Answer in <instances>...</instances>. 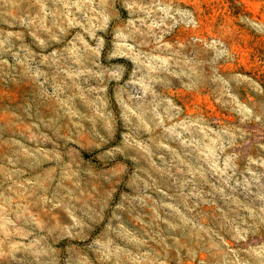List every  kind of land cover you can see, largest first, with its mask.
<instances>
[{
	"label": "rangeland",
	"instance_id": "1",
	"mask_svg": "<svg viewBox=\"0 0 264 264\" xmlns=\"http://www.w3.org/2000/svg\"><path fill=\"white\" fill-rule=\"evenodd\" d=\"M44 2L47 11L55 13L60 21L59 27H53V18L48 16L46 25L50 32L40 26L44 10L37 0H17L11 14L0 18V34H22L10 38L11 52L0 55V59L7 60L6 65H0V192L27 204L28 211L46 224L51 221L57 225L55 244L60 247L59 264H75L77 258L80 264L89 261L91 264H158L159 260L166 264H201L202 261L219 264V256L209 249L207 241L198 243L186 231H174L172 225L179 217L162 207V203L171 202L169 197H175L177 202L182 199L177 192L178 183L161 175L142 153L136 152L141 165L138 168L112 160L108 154L109 149L121 144V133H131L137 124L135 117H131L132 123L125 127L121 116L127 115L125 104H134L129 93L139 88L130 82L134 79L131 60L127 57L109 60V54L118 46L114 29L117 23L123 26L129 19H137L134 7L130 11L129 6H144L151 0H115L119 21L109 24L106 31L97 30L95 38L89 34V21L83 11L66 10L57 0ZM171 2L196 13L201 26L191 30L184 26L186 21H182L165 32L157 30L160 42L179 45L195 37L196 47L204 49V41L223 37L235 59L220 62V71L225 75L240 73L250 77L247 81H233L234 90L241 102L255 105L258 112L264 108V25H256L255 31H248L238 27L235 20L241 11L258 14L254 0H239V4L244 5L242 9L237 7V0ZM69 11L72 24L67 23ZM19 16H28L35 23L30 27H21L19 23L9 27L2 22L3 19L13 21ZM146 43L143 50L151 52L154 41ZM205 52L213 56L209 63L215 65L219 52ZM114 65H124L127 69L119 82L114 79L115 73L108 71ZM37 71L45 75L39 76ZM164 95L172 97L185 115H203L214 128L241 126L240 117L232 110L234 105L222 106L227 99L222 89L188 92L183 88H170L164 90ZM218 98L221 103H217ZM243 127L247 131L245 140H238L235 149H229V152L241 154L237 161L241 170L247 164L248 155L264 156V150L258 147L264 144V122L252 120ZM206 135L205 132L196 134L201 139ZM17 140L31 155L13 143ZM205 143L210 144L211 140ZM172 147V152H165V158L175 162L173 174L177 180L184 179L178 168L185 167L187 171L188 165L193 168L199 165L205 172L195 185L188 187L198 186L210 191L219 177L208 174L211 172L210 157L201 155L206 149L194 144L186 153L178 144ZM125 150L135 151L126 146ZM10 160L15 162L14 167ZM17 170L22 175L13 176L17 181L14 185L6 175ZM72 172L76 175L71 180L66 179ZM29 180L33 184H28ZM21 182L24 188L19 187ZM74 184L78 185L74 190L79 197L73 201L76 215L86 227L77 225L64 208L53 209L51 205L38 202L44 195L51 199L58 191L63 195L64 189L73 188ZM161 190L168 196H163ZM32 192L34 195L30 194ZM260 194H264V181L251 193L243 188L237 191L241 202L257 208L264 203L256 198ZM210 204L209 201L203 206L205 213H214L215 208ZM208 222L219 223V220L211 215ZM29 230L34 231L29 240L46 235L35 229V225ZM12 239L21 241L22 237L18 235ZM52 242L49 238V243ZM261 243H264V228L239 244L229 239V244L239 250V258L247 260L248 264H257V259L244 249L257 248ZM5 251L9 249L6 247ZM38 253L39 245L32 250L12 252L0 257V264H48L50 257ZM106 254L109 259L105 258Z\"/></svg>",
	"mask_w": 264,
	"mask_h": 264
},
{
	"label": "clouds",
	"instance_id": "2",
	"mask_svg": "<svg viewBox=\"0 0 264 264\" xmlns=\"http://www.w3.org/2000/svg\"><path fill=\"white\" fill-rule=\"evenodd\" d=\"M57 2L62 3L66 10L83 11L89 21V34L93 38L97 30L106 31L109 24L119 21L115 0H57ZM37 3L44 10V18L40 26L50 32L51 29L47 27L46 21L48 16H52L53 27H59V18L55 13L47 11L44 0H37ZM254 3L257 5L258 14L241 11L235 17L238 27L255 31L256 25H264V0H254ZM16 6L17 0H0V18L9 16ZM129 7L130 11L134 7L137 19H129L123 26L117 23L114 36L118 40V46L109 54V60L127 57L132 61L134 79L130 82L139 85V88L135 93H129V98L134 104L124 105L127 115H122L121 120L125 121L124 126L127 127L132 123L130 118L135 117L137 124L131 133H121V144L109 149L108 154L112 160L122 161L132 168H138L141 165L136 152L142 153L159 169L161 175H167L179 184L177 192L182 199L177 202L175 197H169L171 202L162 203V207L170 209L179 217L172 225L174 231L184 230L198 243L207 241L209 249L214 250L219 256V264H248L247 260L239 258V250L229 244V239L239 244L241 241H246L249 235H256L264 228V203L257 208L250 203L241 202L237 195L238 189L243 188L245 192L251 193L253 188H258L261 181H264V171L260 170L264 169V156L248 155L247 164L241 170L237 163L241 159V154L237 151L229 152V149H235L238 140H245L247 131L243 125L252 120L258 123L264 122V108L258 112L255 105L241 102L240 96L234 90L233 81H247L251 78L240 73L225 75L220 71V62L235 59L223 37L218 36L211 41H204V49L196 47L195 37L179 45L161 43L157 38V30L165 32L182 21H186L184 24L186 28L199 29L201 24L196 13L180 8L171 0L168 2L151 0L144 6L137 4ZM237 7L242 9L244 5L239 4L237 0ZM66 15L67 23L72 24L74 22L72 13L69 11ZM2 22L9 27H14L15 23H19L21 27H30L35 23L28 16L14 17L13 21L3 19ZM21 35L15 32L0 34V55L12 51L11 37ZM138 38L143 39L137 42ZM53 39L57 37L53 36ZM78 39L83 38L78 37ZM149 41H154L155 47L151 52H146L143 49ZM40 43L43 44L44 41L41 40ZM205 50H211L212 53L219 52V59L215 65L209 63L213 56L207 54ZM6 64L7 60L0 59V65ZM108 71L115 73L114 79L119 82L127 69L124 65H114ZM36 74L45 75L39 71ZM170 88H183L188 92L202 90L216 92L218 88L222 89V95L227 97L222 106L234 105L232 110L240 117L241 126L226 125L214 128L203 115H185L184 109L172 97L164 95V90ZM217 103H221V99L218 98ZM199 132H205L207 135L203 139L198 138L196 134ZM205 140H211V143L207 144ZM13 143L25 154L31 155L20 141ZM173 144L181 146L186 153L194 144L206 149L201 155L210 157L211 172L208 174L219 177V180H215L212 184L210 191L198 186L188 187L190 184L195 185L198 178L204 174L205 170L199 165L195 168L188 165L187 171L185 167L178 168L177 171L184 176V179L177 180L173 174V169H176L175 162L165 158V152L173 151ZM125 146L135 151H127ZM258 147L264 150V144H259ZM176 155L180 158L179 152ZM158 161L160 163H157ZM10 163L15 166L14 161L10 160ZM253 165L257 167L254 169ZM18 174L22 175L19 170L9 173L6 179L12 180L15 185L17 181L13 180V176ZM75 175L76 173L72 172L65 178L71 180ZM27 183L31 185L33 181L29 180ZM19 187L24 188V183L21 182ZM75 188H78L77 184H74L73 188H65L63 195L58 191L51 199L44 195L38 202L51 205L53 209L64 208L77 225L86 227L83 220L76 215L73 201L79 197ZM161 193L163 196H168L166 191L161 190ZM30 194L34 195V192ZM256 198L264 202V194ZM209 201L210 206L215 208L214 213L203 211V206ZM211 215L217 216L219 223L208 222V217ZM32 225L46 235L40 236L38 240H29V237L34 235V231L29 230ZM56 228L57 225L52 224L51 221L46 224L38 216H33L28 211L27 204L19 203L13 197L5 196L0 192V231L3 233V238L0 239V257L10 255L12 252L32 250L39 245L38 254L50 257L48 264H59L57 254L60 247L55 244ZM18 235L22 237L21 241L12 239ZM49 238L52 243H49ZM133 240L135 241V237ZM6 247L9 249L8 252L5 251ZM244 251L249 256H255L257 264H264V243L259 244L257 248H247ZM105 258L109 259L110 256L106 254ZM12 259L16 260V257L12 256ZM75 264H80L79 258ZM88 264L91 262L89 261ZM158 264H166V262L159 260ZM201 264L204 262L202 261Z\"/></svg>",
	"mask_w": 264,
	"mask_h": 264
}]
</instances>
